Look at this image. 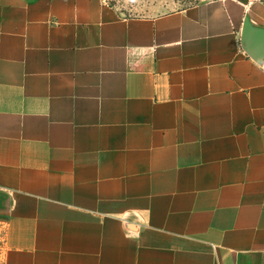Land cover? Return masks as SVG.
Wrapping results in <instances>:
<instances>
[{"label":"crops","instance_id":"1","mask_svg":"<svg viewBox=\"0 0 264 264\" xmlns=\"http://www.w3.org/2000/svg\"><path fill=\"white\" fill-rule=\"evenodd\" d=\"M0 231V264H264V0H0Z\"/></svg>","mask_w":264,"mask_h":264},{"label":"rangeland","instance_id":"2","mask_svg":"<svg viewBox=\"0 0 264 264\" xmlns=\"http://www.w3.org/2000/svg\"><path fill=\"white\" fill-rule=\"evenodd\" d=\"M211 0H104L122 17H156ZM0 231V238L1 236Z\"/></svg>","mask_w":264,"mask_h":264}]
</instances>
